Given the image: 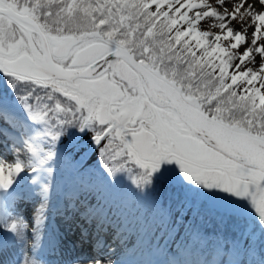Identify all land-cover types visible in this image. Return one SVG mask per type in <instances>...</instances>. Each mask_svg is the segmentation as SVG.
Listing matches in <instances>:
<instances>
[{
  "label": "snow or ice",
  "instance_id": "1",
  "mask_svg": "<svg viewBox=\"0 0 264 264\" xmlns=\"http://www.w3.org/2000/svg\"><path fill=\"white\" fill-rule=\"evenodd\" d=\"M77 157L198 264H264V0H0V264H120L91 205L50 231Z\"/></svg>",
  "mask_w": 264,
  "mask_h": 264
},
{
  "label": "rangeland",
  "instance_id": "2",
  "mask_svg": "<svg viewBox=\"0 0 264 264\" xmlns=\"http://www.w3.org/2000/svg\"><path fill=\"white\" fill-rule=\"evenodd\" d=\"M236 27H239V25L237 24ZM251 30L252 29H249V32H251ZM68 171L70 170L68 169ZM64 173L62 174V176L64 175ZM60 181L61 176H58V184ZM66 183V189H70L73 200L77 197L75 203L77 208L80 207L79 204H84L85 201L94 202V200H96L99 196V193L103 192L107 195L104 200L98 203L101 204V206H103L105 209L107 208L108 213L110 212L112 214L114 213L116 215H119V220H121V216H124V218H122L120 222L119 227L117 228L119 230H114L116 235H114L113 237L117 236L118 240L115 241L113 239L114 242H112V247L116 249L117 258L119 261L122 256H128V258L126 259L129 261H133L134 264H145L149 257L152 256V250L154 249V247L162 246V244L166 240L168 242L166 248L168 256L165 259L167 264H170V262L173 260L177 261L178 264H198V262L207 255V253L202 255L200 251L195 247L190 253H183L181 251H178L183 247V243L181 242L183 233L181 234V238H177L175 236V233L171 235L166 233L164 230L158 229V219L155 210L152 207L148 208L149 203L147 204L145 201L143 202L136 197L135 199H132V202L129 199L127 200L126 194H128L130 191L126 188L122 186L110 187L102 185L101 183H97L94 180L93 182L89 183L88 177H86L85 175L83 177H80L79 175V177L77 178V174L76 176H72L71 178H69ZM72 190L74 191V193ZM54 194H57V192H55ZM53 201L54 198H52V202ZM122 202L125 203V207H123L122 209H120L121 207L119 209L114 208L116 205ZM196 207L199 208L200 205L197 204ZM114 209H116V212H114ZM195 214L196 213L193 212L192 214H190V216H193ZM201 214L207 215L209 220L201 221L200 224L205 228H214L213 233H215V231L217 230L221 233L227 230L226 225L220 223L218 218H214L213 214L210 211L205 210ZM128 221L132 222L130 223ZM111 224L113 223L110 222V226ZM146 226H149L145 231L146 233L147 230L149 232L148 239H145L140 242L141 244H138L137 240L138 238H140L142 229H144ZM126 230L131 232V237L130 235L129 237L134 239L130 246L134 247V252L132 254L126 252V250L130 248L129 243L123 240L127 236ZM210 238H213V236H210ZM217 259H219V257H217Z\"/></svg>",
  "mask_w": 264,
  "mask_h": 264
},
{
  "label": "bare ground",
  "instance_id": "3",
  "mask_svg": "<svg viewBox=\"0 0 264 264\" xmlns=\"http://www.w3.org/2000/svg\"><path fill=\"white\" fill-rule=\"evenodd\" d=\"M51 229H52L51 232H59L61 235L64 234V230L61 229L60 227H57L53 223L51 224ZM45 255L49 256V257H46V258L50 260V264H61L62 259L60 257H58L59 253L57 251L50 250L48 253L46 252ZM126 258H128V256H126V257L122 256L120 258V264H134L133 261H131V260L129 261Z\"/></svg>",
  "mask_w": 264,
  "mask_h": 264
},
{
  "label": "trees",
  "instance_id": "4",
  "mask_svg": "<svg viewBox=\"0 0 264 264\" xmlns=\"http://www.w3.org/2000/svg\"><path fill=\"white\" fill-rule=\"evenodd\" d=\"M194 218L196 219V221H198V225H201L200 224L201 220L208 219V216L205 215V214H201L200 216H195ZM199 219H201L200 222H199ZM202 227H203V229L207 230L208 236H213V238H215V235L213 233L214 232V228H212V227H206L205 228L204 226H202ZM208 230H210V232H208Z\"/></svg>",
  "mask_w": 264,
  "mask_h": 264
}]
</instances>
